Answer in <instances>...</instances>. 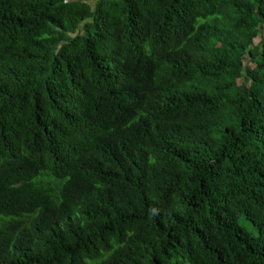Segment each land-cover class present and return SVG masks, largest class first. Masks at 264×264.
<instances>
[{"label": "trees", "instance_id": "1", "mask_svg": "<svg viewBox=\"0 0 264 264\" xmlns=\"http://www.w3.org/2000/svg\"><path fill=\"white\" fill-rule=\"evenodd\" d=\"M0 264H264V0H0Z\"/></svg>", "mask_w": 264, "mask_h": 264}, {"label": "rangeland", "instance_id": "2", "mask_svg": "<svg viewBox=\"0 0 264 264\" xmlns=\"http://www.w3.org/2000/svg\"><path fill=\"white\" fill-rule=\"evenodd\" d=\"M259 39H256L255 43H258ZM245 225L247 226V228H249V230H253V228H251V226L247 223V222H244Z\"/></svg>", "mask_w": 264, "mask_h": 264}]
</instances>
